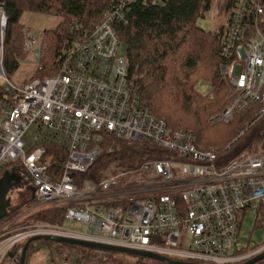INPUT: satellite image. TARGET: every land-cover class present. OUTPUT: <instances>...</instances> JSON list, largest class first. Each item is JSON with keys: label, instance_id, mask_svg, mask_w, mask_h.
Masks as SVG:
<instances>
[{"label": "built area", "instance_id": "obj_1", "mask_svg": "<svg viewBox=\"0 0 264 264\" xmlns=\"http://www.w3.org/2000/svg\"><path fill=\"white\" fill-rule=\"evenodd\" d=\"M136 1L112 0L89 35L64 45L48 76L24 85L11 82L4 69L7 17L0 3V172L19 165L29 178L36 206L66 207L63 225L25 224L8 230L14 219L1 223L0 264H20L24 245L36 236L194 264H245L264 253V241L250 249L239 241L248 213L264 231V152L226 160L199 145L193 133L171 130L149 111L127 77L126 58L118 57L121 44L115 28ZM44 49L41 35L24 31V63L33 66L32 73L44 72ZM219 57V76L232 103L208 122L227 123L235 111L255 104L258 109L247 130L264 120V0H233ZM33 125L36 134L45 130L59 137L66 149L56 172L53 156L43 145L50 139L29 147L23 140ZM101 132L124 142H149L168 157L120 168L119 175L99 181L78 179L101 153ZM139 168L149 169L148 179L143 173L149 183L119 186V176ZM74 223L85 231H72L69 226ZM61 264L80 263L64 259ZM254 264H264V259Z\"/></svg>", "mask_w": 264, "mask_h": 264}, {"label": "trees", "instance_id": "obj_2", "mask_svg": "<svg viewBox=\"0 0 264 264\" xmlns=\"http://www.w3.org/2000/svg\"><path fill=\"white\" fill-rule=\"evenodd\" d=\"M151 1H136L128 8L125 19L115 28L120 44L126 48L127 77L133 82L135 93L153 115L166 122L169 129L193 133L199 145L217 151L226 160L244 152H263L264 120L256 121L245 130L258 109L255 104L233 113L227 124L237 122L239 133L224 147L211 144L206 137L207 130L225 123L210 124L209 118L221 113L232 101L229 99L228 88L219 76L222 63L219 49L225 30L221 26L220 29L206 32L197 23L211 9L218 8L227 22L233 0H155L154 4ZM111 2L112 0H0L7 17L3 44L5 71L9 74L17 71L20 64L18 59L24 56V32L19 22L22 13H39L59 19V25L42 33L45 39L43 62H49L54 67L64 45L89 35L102 20ZM48 75V72L32 75L22 85L33 78ZM199 83L212 89V99H209V95L198 92ZM242 131L243 134L238 137ZM99 136L101 154L89 171L78 179L99 181L110 165L133 169L148 161L168 157L167 153L146 141L124 142L103 132ZM43 145L54 157L56 172L66 159V149L57 142ZM74 183L76 184V176ZM32 201L33 198L27 196L23 203L8 211L5 219H13L23 206ZM65 211L66 207L43 210L30 219L35 223L63 225ZM30 247L32 244L28 249ZM79 254V259L74 261L80 264H116L112 259H104L101 256L103 254L94 250ZM155 263L166 264L158 261Z\"/></svg>", "mask_w": 264, "mask_h": 264}, {"label": "rangeland", "instance_id": "obj_3", "mask_svg": "<svg viewBox=\"0 0 264 264\" xmlns=\"http://www.w3.org/2000/svg\"><path fill=\"white\" fill-rule=\"evenodd\" d=\"M19 22L23 27V32L30 31L35 36L41 35L43 37L42 34L43 31L55 28L56 25L59 23V19L49 15L24 12L20 16ZM197 26L206 32L217 30L221 26L223 30H225L227 27L226 17L219 8L217 10L211 9L210 12L205 15L204 19L198 20ZM43 40L45 42L44 37ZM22 50H23V46H22ZM44 53L45 52H43V57H44ZM23 55L24 56H21L18 59L20 64L17 71L13 72L12 74H9L6 71V75L11 82H15L17 84L21 82L20 85H22L24 82L28 81V79H30L32 75L48 72L50 66L53 67L51 63L43 62L42 59L44 72L32 73L30 69L33 68V66L31 64L24 63L28 58V53L23 50ZM125 55H126V48L124 45H121L118 50V57H125ZM48 73L50 74V72ZM197 90L201 94L210 95V91L212 89H210L209 86L203 83H199V85H197ZM213 97L211 98L209 97V99H212ZM227 123H221L220 125L215 126L214 128H211L206 131V137L208 138L211 144L217 147H224L227 143H229V141H232V139L235 137L237 133H239L238 132L239 129H237V122L231 124H227ZM36 128H37L36 125L31 126L23 138L27 147H29L33 143H37L45 139H50L48 143L61 142V139L59 137L53 138L45 130H42L40 131V133L36 134ZM244 153L253 154L258 152H251V153L244 152ZM114 166L115 165H110L102 174L101 179L107 178L109 176L119 175V173L122 172V169L114 168ZM13 167L17 169V174H18L17 178L20 181V184L18 187L12 189L10 192L8 191L7 193L8 194L7 199L11 201V207L8 209V211L12 207H16L17 205L23 203V201L27 198V196L31 195V191H30L31 187L29 186V182L26 174L19 168L20 167L19 165L13 164L12 168ZM8 169L9 168L5 169L4 172ZM149 172H150L149 169L139 168L138 170L129 172V174L126 176H119L118 177L119 186H132V183L134 181H138L141 185H145L150 181H144L143 173L146 174L147 177L146 179H148L149 178L148 176L150 175ZM120 192H124V191H120ZM150 192L154 193L153 190H150ZM48 209H52V207L36 206L32 201L31 204L22 207L20 213L13 218L14 220L5 219L4 221H0V225L1 223H8L11 220H13V222L9 225L8 230H15L25 224L49 225L46 223H35L33 222V220L30 219L33 215H36L37 213ZM65 226L67 227L68 225ZM69 228L72 231H77V232L85 231V228L77 223L71 224ZM1 233L2 232H0V234ZM239 241L244 244L245 243L248 244L249 249L251 246L261 245L262 242L264 241V231L258 226H256L254 221V216L252 214L249 213L246 214L243 220ZM88 251L92 252L91 249L63 245L52 241L39 240L32 243V247H30L28 253L26 254L25 264H49V261L53 263L58 260L61 264L63 259L65 258L71 261L78 260L80 252L83 253ZM94 251L103 254L101 256H103L104 259H112V260L114 259L113 262L116 264L119 263L120 264H156L155 263L156 261L154 262V260L152 259L150 260L148 258H144L137 255H129V254L116 253V252H109V251H98V250H94Z\"/></svg>", "mask_w": 264, "mask_h": 264}, {"label": "water", "instance_id": "obj_4", "mask_svg": "<svg viewBox=\"0 0 264 264\" xmlns=\"http://www.w3.org/2000/svg\"><path fill=\"white\" fill-rule=\"evenodd\" d=\"M9 179L10 177L7 174H4L3 178L0 180V221H2L7 216V210L11 206L10 200L5 199V196L8 193V191L12 189L11 188L12 183L9 181ZM17 181L19 182L18 178L15 176L14 183L17 184ZM30 191L33 197V189L31 188ZM39 240L52 241V242H56V243L63 244V245L75 246V247L86 248V249H91V250L109 251V252H116V253H122V254L137 255V256L152 259L154 261H158V262L166 263V264H194V263L173 261L166 257L160 256L154 253L135 251V250H130L126 248H118V247H113V246H108V245H103V244L91 243L87 241H80L76 239L52 237V236H36V237H32L31 239H29V241L23 247L22 256L20 258V264H25V253L28 247L33 242H36ZM263 259H264V253L246 262L245 264H254Z\"/></svg>", "mask_w": 264, "mask_h": 264}, {"label": "crops", "instance_id": "obj_5", "mask_svg": "<svg viewBox=\"0 0 264 264\" xmlns=\"http://www.w3.org/2000/svg\"><path fill=\"white\" fill-rule=\"evenodd\" d=\"M12 166L13 165H11V166H7V167H5L2 171H1V173H0V180L3 178V176H4V174H7L9 177H10V179H9V181L12 183V189H15L16 187H18L19 186V184H20V181L18 182L17 181V184H15L14 183V177L16 176V177H18V174H17V169H15V167H13L12 168ZM7 168H9L8 170H6L5 172H4V170L5 169H7ZM27 176V175H26ZM27 179L29 180V178L27 177ZM30 186V185H29ZM11 189V190H12ZM10 190V191H11ZM9 191V192H10ZM31 197H32V194L30 195ZM7 197H8V194L5 196V199H7ZM33 198V197H32ZM10 204H11V201H10ZM11 207V206H10ZM7 212H8V210H7ZM6 218V217H5ZM4 218V219H5ZM3 221V220H2Z\"/></svg>", "mask_w": 264, "mask_h": 264}, {"label": "bare ground", "instance_id": "obj_6", "mask_svg": "<svg viewBox=\"0 0 264 264\" xmlns=\"http://www.w3.org/2000/svg\"><path fill=\"white\" fill-rule=\"evenodd\" d=\"M59 25V24H58ZM54 32V31H53ZM52 32V33H53ZM119 33V32H118ZM86 34V33H85ZM46 55V54H45ZM41 75V74H40ZM21 83V82H20ZM19 83V84H20ZM178 104V103H177ZM182 105V104H181ZM116 142V141H115ZM157 150V149H156ZM225 152V151H224ZM132 154V153H131ZM131 154H130V156H131ZM162 154V153H161ZM121 157V156H120ZM54 158V157H53ZM131 158V157H130ZM132 159V158H131ZM135 160V159H134ZM133 168V167H132ZM53 218V217H52ZM41 246V245H40ZM38 247H39V245H38ZM29 250V249H28ZM28 253V252H27ZM87 253V252H86ZM85 254V253H84ZM88 255V254H87ZM90 255V254H89ZM114 257V256H113ZM85 259V258H84ZM114 260V259H113ZM151 260V259H150ZM85 261V260H84ZM108 263V262H107Z\"/></svg>", "mask_w": 264, "mask_h": 264}]
</instances>
